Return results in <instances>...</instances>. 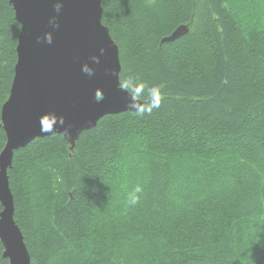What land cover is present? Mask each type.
Returning a JSON list of instances; mask_svg holds the SVG:
<instances>
[{
	"label": "trees",
	"instance_id": "16d2710c",
	"mask_svg": "<svg viewBox=\"0 0 264 264\" xmlns=\"http://www.w3.org/2000/svg\"><path fill=\"white\" fill-rule=\"evenodd\" d=\"M102 6L121 84L143 105L105 116L73 150L55 135L15 151L31 264H264V0ZM181 25L187 35L163 42ZM21 29L0 0V126ZM6 143L0 127V155ZM4 251L0 240L10 264Z\"/></svg>",
	"mask_w": 264,
	"mask_h": 264
},
{
	"label": "water",
	"instance_id": "95a60500",
	"mask_svg": "<svg viewBox=\"0 0 264 264\" xmlns=\"http://www.w3.org/2000/svg\"><path fill=\"white\" fill-rule=\"evenodd\" d=\"M22 29L11 94L2 108L7 143L0 155V240L10 264H31L15 221L9 169L15 151L62 135L73 150L108 115L139 112L142 101L120 81L119 47L103 24L102 0H11ZM189 33L181 25L163 42Z\"/></svg>",
	"mask_w": 264,
	"mask_h": 264
},
{
	"label": "clouds",
	"instance_id": "9594fccd",
	"mask_svg": "<svg viewBox=\"0 0 264 264\" xmlns=\"http://www.w3.org/2000/svg\"><path fill=\"white\" fill-rule=\"evenodd\" d=\"M141 190L139 187H137L134 192L132 193L131 197H130V201L132 203H135L137 201V196H136V193H139Z\"/></svg>",
	"mask_w": 264,
	"mask_h": 264
}]
</instances>
